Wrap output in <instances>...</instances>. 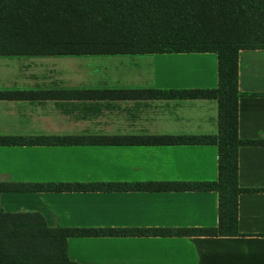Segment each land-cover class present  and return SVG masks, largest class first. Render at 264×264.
Returning a JSON list of instances; mask_svg holds the SVG:
<instances>
[{"label": "crops", "instance_id": "0c3cea01", "mask_svg": "<svg viewBox=\"0 0 264 264\" xmlns=\"http://www.w3.org/2000/svg\"><path fill=\"white\" fill-rule=\"evenodd\" d=\"M128 57L93 80L88 70L50 60ZM0 91L58 93L55 98L0 100V136L166 137L217 134L218 105L206 99H93L88 91L215 89V53L0 56ZM12 60V61H11ZM100 68V67H99ZM4 71L5 73H2ZM87 71V72H86ZM238 149L234 236H85L66 239L76 264H264V50L238 53ZM112 76V75H111ZM85 77V78H84ZM70 93V94H68ZM74 95V94H73ZM215 145L99 144L0 146V184L50 182H211ZM9 214L38 213L50 228L212 229L218 226L213 191L0 192Z\"/></svg>", "mask_w": 264, "mask_h": 264}, {"label": "trees", "instance_id": "16d2710c", "mask_svg": "<svg viewBox=\"0 0 264 264\" xmlns=\"http://www.w3.org/2000/svg\"><path fill=\"white\" fill-rule=\"evenodd\" d=\"M13 38L16 50L0 56L215 53V89H140L88 91L93 99H206L218 105L217 134L166 137L0 136V146L58 145H215L217 179L211 182H50L0 184V192H159L213 191L218 194V226L212 229L50 228L38 213H5L1 223L18 218L28 229L42 226L66 256V239L85 236H234L237 234L238 149L252 142L238 138V53L264 50V0H0V39ZM70 94V93H68ZM74 94V95H73ZM58 93L0 91V100L55 98ZM40 223V226L37 225ZM16 227H20L17 226ZM6 229L9 227L5 226ZM33 235V231L30 232ZM3 240H0V244ZM0 246V264H41Z\"/></svg>", "mask_w": 264, "mask_h": 264}, {"label": "rangeland", "instance_id": "374dc122", "mask_svg": "<svg viewBox=\"0 0 264 264\" xmlns=\"http://www.w3.org/2000/svg\"><path fill=\"white\" fill-rule=\"evenodd\" d=\"M13 38L4 37L0 39V51L9 52L16 50V43L12 42ZM12 61V60H11ZM130 59L128 57H67L62 58L60 61L50 60V62H56L66 68L67 75L69 77L70 73L74 70H88L87 73H92L91 78L93 80L105 81L114 83L115 81H122L129 79L128 76L107 75L104 73V65L118 66L116 72H121L119 65L128 63ZM10 63L7 60H2L0 65L5 69V66ZM100 67V68H99ZM2 73H5L2 71ZM85 78V77H84ZM2 216L0 215V240L2 239L0 246L4 248L7 253L20 252L21 255L26 256L31 261L41 260V264H58L57 259H59V248L55 242H52L48 233L44 232L40 223L38 229L30 230L26 228L24 223H21L18 218H6L10 225L1 223ZM20 226V227H16ZM5 226L9 227L8 229ZM53 235L57 236L58 232L56 227H53ZM33 231V235L30 232Z\"/></svg>", "mask_w": 264, "mask_h": 264}]
</instances>
